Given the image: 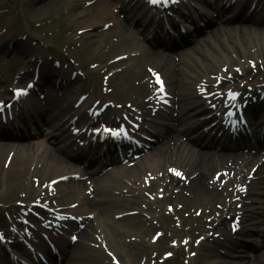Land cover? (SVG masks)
<instances>
[{
	"label": "bare ground",
	"instance_id": "obj_1",
	"mask_svg": "<svg viewBox=\"0 0 264 264\" xmlns=\"http://www.w3.org/2000/svg\"><path fill=\"white\" fill-rule=\"evenodd\" d=\"M131 2L133 3V0L129 2H126V0H118L114 7H118L122 13L131 11L130 9L135 8V5L133 6ZM94 7L95 12L90 14L91 16L88 14L90 11L89 9H85L79 13L81 24L80 29H84L86 31L84 33L85 44L92 49L96 48L98 41L107 35H98L96 31L99 29L100 25L101 27H104L106 24L105 19L109 18L110 21L114 22L113 28L115 29V35L117 37L118 43L112 45V47L108 50L107 55L109 56L114 54L113 51L116 49L117 51L123 50V52L119 53L118 55L125 54L127 51L124 52V50L132 49V44L128 41V38L132 33L131 28L125 23L120 22L118 17L113 13V9L110 10L107 4L104 3V0H97ZM248 11L249 9L245 14L238 13L237 16L231 21L224 17L222 19L216 20V22L220 23L219 28L217 29L219 31V38L211 41L208 45L199 50L197 54H200L201 58L199 55H186L188 53V49H186L182 52L180 64H177L173 58L174 53H166V51L153 48L147 49L146 47L142 46L140 48L141 50H139L140 54H136L135 57L130 56V58L126 61L127 64V62L132 59L137 61V64L135 65L136 67L134 69L133 65H130L126 68V76L123 79L122 87L125 88L126 91L134 89L137 94L136 102L134 104L139 106L140 109L142 106L146 107V105L150 103L141 101L142 95L148 91L146 81L142 80L138 87L133 86V81H137V76H140L142 79L147 76V74L141 70V63L143 61L150 60L157 62L158 66L166 76L168 87H170V92L173 95V100L171 103L173 104L174 109L170 111H178L179 116H173V120L176 122V124L167 132H154L155 136L159 140V144L157 146L158 150L153 156L149 157L151 162H149L148 165L153 173H157V168H163L164 163L166 164V160L171 162L175 161L176 164H178L177 167L184 170L189 178L192 177L190 179L191 194L190 196H185V199H189L193 206V203H199L200 201H202L200 203L201 205L203 202H208V204H210L211 202L214 203L215 200H224V192L219 191L217 188H215L216 186L208 185L207 182V178L210 176L214 168L222 167V169L230 170V172L235 171L236 174L234 177L237 179V177L240 176L239 180L245 183V170L257 160L258 154L260 152H263L262 157L264 156V145H259L258 143L254 145V148L256 149L254 153H218L216 149L212 151H203L199 148L203 146H210H207V143L201 139L195 138L192 134V131L196 128L193 123H196L197 126L201 125L200 119L197 118V114H195L192 107L194 106V108L197 110H200L201 108L202 110H206L203 103H201V98L197 95V86L201 81H203L202 79L209 78L211 74L218 73L219 71L224 70V68H227L230 70L229 72H232L237 76V74L234 72L235 66H240V69L243 70L244 73H248L251 68L248 64L249 58L264 59L261 56L260 51L261 47H264V15L262 12L260 15H250L247 17L246 15L248 14ZM200 16H204V14H200ZM232 21H235L236 24L229 23ZM212 32H215V30H212ZM177 55L179 54H176L175 56ZM242 58H245V62H242ZM257 64L259 67L260 64L258 62ZM161 70L159 71L162 72ZM190 76L193 77L191 80L189 78ZM76 97L77 96H75V98ZM94 97L95 94L90 93L88 102L89 100L92 101ZM202 102L205 103V101ZM177 104L178 109L176 110L175 105ZM42 106L43 104L37 100L30 101V104L26 107L29 113L23 114L22 116L37 115L39 113L40 107ZM260 108L261 105L256 106L257 111H260ZM72 110L73 105L70 102L64 101L62 104H58L56 109L57 114L55 118V124H61V129L64 128L68 123V119H66V114L63 115L62 111L69 115ZM166 110L168 111V109ZM76 111L83 113L84 110L83 107H81ZM167 111L160 110L156 115L160 117L167 115L170 117V113ZM209 113H211V111L207 112V114ZM144 114L146 116L145 119H151V117L148 119V116H150L149 110H145ZM150 132L153 134L152 131ZM181 135L186 136L188 142L184 143L181 141ZM33 144L23 142H0V161L2 160L1 157L4 152H7V154L3 159V165L11 158V163L7 169L0 168V174H3V178L6 179L8 177V179H10L11 176L14 178V182L17 183L21 177L29 173H37L43 179L50 174L57 173L65 175L70 172L69 170L71 167L67 165V160L65 157L51 149L36 152L34 149L35 145ZM10 153H13V157H9ZM66 155H68V153H66ZM87 169L89 170V168ZM140 172L141 169H138L133 174L134 176L139 177L141 175ZM112 174L116 176V182L119 183L116 186V189L119 190L125 185L130 187L129 191L132 192V186L126 184L125 182L126 174L118 176L117 171H113ZM260 175H262V177H259ZM256 176L260 179H258V181H260L258 184L261 185V188H255L257 182L252 181V190H254V193L258 195H264V164H261V166L258 168ZM221 178H225V176L221 175ZM20 181L19 183L21 184ZM41 182L43 183V181ZM64 185V183L58 184L61 194L64 195V199L68 200L69 196H73L74 194L71 190L63 188ZM78 185H81V182H79ZM113 188V185H108L106 188L103 187L102 190L109 192ZM29 190H31V188H29ZM227 194L231 197V192H228ZM120 196L126 197L124 194H121ZM236 196H239L238 192L236 195H233V198ZM127 198L128 197H126V199ZM250 198L253 199V203L258 201L262 202L263 200V197H254V195H252ZM245 199L246 198L243 200ZM83 204L88 206L81 209V212L83 214L96 212V217L100 219V224L105 223L102 219V215L109 211L113 205L109 199H103L102 202H93L92 200H89V198L84 199ZM130 204H132L131 201L129 202V205ZM97 208L98 210H96ZM227 208H229L228 212L233 213V215L236 211H238L237 205L233 199ZM245 209L246 210L243 212V220H254L258 213L256 208L246 203ZM113 212L118 214L122 211L114 210ZM210 212L215 216L216 219L219 211H217L212 206ZM226 223V219H223L220 224L216 226L214 231H225L224 226ZM112 226V231L111 229L106 231V234L110 233L109 236L112 239H115L114 234L116 236L118 234H124L128 232V228L132 230V227H130L128 223H126L124 227H120L118 222H113ZM250 231L251 229H247L244 232ZM226 235L228 237H226L225 242H222L221 244L224 247H228V250L230 251H228L226 254H229L232 256V258H226L225 256V258L222 257L223 254H221L218 249L208 250V252L202 255V257L200 255L201 264H264V250L258 255H253L251 258H244L242 257L243 254L237 252L243 251L244 253V249L248 246L247 243L233 239L230 228L229 233ZM83 236L87 237L88 235L83 233ZM113 242L115 244H120L118 243L119 240L116 239ZM82 256L83 255L80 254L78 255V258L82 259ZM63 257L65 258V256ZM235 257H238V259H235ZM84 258L87 259V257ZM94 259L95 260L87 264H105L104 261H101V259H98L97 257H94ZM191 263L193 264L192 260ZM167 264H172V261H167Z\"/></svg>",
	"mask_w": 264,
	"mask_h": 264
},
{
	"label": "rangeland",
	"instance_id": "obj_2",
	"mask_svg": "<svg viewBox=\"0 0 264 264\" xmlns=\"http://www.w3.org/2000/svg\"><path fill=\"white\" fill-rule=\"evenodd\" d=\"M90 1V0H0V39L2 40L3 47L6 48L4 51H0V56H3L8 53L11 49H13V52H17L18 49L13 48L12 43L17 39V41L24 40V45L28 50H26L25 58L26 62H28L32 55L33 57L43 53L44 50H46L45 45L43 43L36 44V41H42L44 40L45 44L49 45L50 49H53L54 51H58L59 49H56L52 47L51 40L54 35L49 36L50 30H54V33L60 37V41H64L63 49L67 47V52L72 53L74 56H78L81 58L82 62H86V66H84V69L87 71V73L92 74L94 78L101 76V67L93 69L91 64L93 63H99L101 61L108 62L110 58L107 59L106 55V49L105 47H101L98 52L92 51L88 48H86L84 45H82L83 42H81V39L78 34V29L81 27L80 21L77 20L78 14L80 12V9L83 7L91 8L90 6L84 4V2ZM109 1L110 0H105ZM93 7V6H92ZM31 22V23H28ZM36 24L40 25V27L35 26ZM58 31V32H57ZM21 33H26L27 38L24 36L22 39L20 38ZM77 34V35H76ZM18 35V36H17ZM56 38V37H55ZM113 37L110 36L108 38V42H112ZM107 43L105 42V46H107ZM18 45H20L18 43ZM101 45V42H99L98 46ZM9 46V47H8ZM55 56H60L62 58V52H55ZM45 54V53H44ZM92 54V55H91ZM12 56V54H11ZM7 58H1L0 63L2 64V72H6L11 64H8ZM17 61V60H16ZM13 65L15 64V61H11ZM26 62H21L15 67L18 68L20 66H25ZM100 66H103L100 65ZM90 76V75H89ZM119 83L120 80L115 78L114 84ZM100 83V82H99ZM185 138H183V141ZM7 152H4L2 155V160L0 161V168L7 169L6 164L3 165V159L6 156ZM3 174H0V200H6L8 203H12L13 201L17 199H21L24 194H27L29 189L27 188V185H31L34 187V183L36 181H33L32 176L33 175H25L23 180H21V184L19 183L20 180L17 181V183L14 182V178L10 176V179L8 177L5 179L2 176ZM39 176H35L37 179ZM176 204L180 206L185 203L184 200H181L179 197L176 198ZM181 201V203L179 202ZM204 207L195 206L194 209H185L183 212V219L184 223L183 226L177 227V216L173 215L172 218L174 220L173 226H176V229L180 230L182 233L181 236H177L176 238L179 239L181 237H185L190 234H196V228L200 227L201 230L205 228L204 224L202 223L203 217L201 220V217L197 215V209ZM1 214V209H0ZM206 217V216H205ZM207 218V217H206ZM165 220V218H164ZM205 220V219H204ZM205 222V221H204ZM151 235V234H150ZM124 237L125 238H130ZM149 237V235H148ZM148 237L146 238V241H149ZM170 239L166 241V245L170 246ZM175 239V238H173ZM205 243V242H204ZM165 244L161 243L158 244V248L160 249V253H162L165 250ZM143 245V244H141ZM144 246V245H143ZM124 254L133 255V251L129 249H120ZM146 250L148 248L146 247ZM177 250V249H176ZM200 251V250H198ZM147 253V254H146ZM190 252H186L184 249L178 250L176 252V256L174 259V263L176 264H184L181 262L180 258L181 255L185 257V255H188ZM125 254V257L127 258ZM146 257L148 258V252H145ZM186 258V257H185ZM144 261L145 259L142 258ZM198 258H196V264H197ZM140 262L139 260L134 261V263ZM151 264H153V261H151Z\"/></svg>",
	"mask_w": 264,
	"mask_h": 264
},
{
	"label": "snow or ice",
	"instance_id": "obj_3",
	"mask_svg": "<svg viewBox=\"0 0 264 264\" xmlns=\"http://www.w3.org/2000/svg\"><path fill=\"white\" fill-rule=\"evenodd\" d=\"M149 2L151 4H167L169 2V0H149ZM173 2H175V0H173ZM239 71V70H237ZM158 81H159V78H158ZM23 94V90H18L17 91V95H21ZM233 95V98L235 97V94H232ZM106 131L110 132L112 135L114 136H118L120 133L119 132H115L111 129H106ZM177 175H179V173H177Z\"/></svg>",
	"mask_w": 264,
	"mask_h": 264
}]
</instances>
